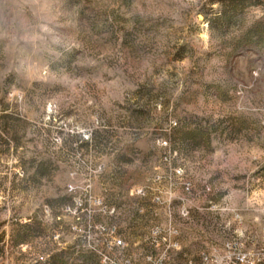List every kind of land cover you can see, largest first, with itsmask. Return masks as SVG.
I'll return each mask as SVG.
<instances>
[{
	"label": "rangeland",
	"instance_id": "1",
	"mask_svg": "<svg viewBox=\"0 0 264 264\" xmlns=\"http://www.w3.org/2000/svg\"><path fill=\"white\" fill-rule=\"evenodd\" d=\"M0 236V264L256 253L264 0H0Z\"/></svg>",
	"mask_w": 264,
	"mask_h": 264
},
{
	"label": "built area",
	"instance_id": "2",
	"mask_svg": "<svg viewBox=\"0 0 264 264\" xmlns=\"http://www.w3.org/2000/svg\"><path fill=\"white\" fill-rule=\"evenodd\" d=\"M114 245H122L121 240H114ZM226 248L228 252L227 255H201L196 261H190L188 264H264V243L256 253L241 252L238 254H231L229 244H226Z\"/></svg>",
	"mask_w": 264,
	"mask_h": 264
},
{
	"label": "trees",
	"instance_id": "3",
	"mask_svg": "<svg viewBox=\"0 0 264 264\" xmlns=\"http://www.w3.org/2000/svg\"><path fill=\"white\" fill-rule=\"evenodd\" d=\"M37 225L35 222L31 224H20L18 227V232L15 235V244H21L25 242L26 238L30 235L31 237L37 236ZM1 239V236H0ZM1 251V248H0ZM55 261V260H54ZM57 263V262H55Z\"/></svg>",
	"mask_w": 264,
	"mask_h": 264
}]
</instances>
